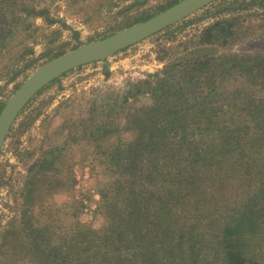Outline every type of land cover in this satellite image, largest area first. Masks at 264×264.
I'll use <instances>...</instances> for the list:
<instances>
[{
    "label": "rangeland",
    "instance_id": "obj_1",
    "mask_svg": "<svg viewBox=\"0 0 264 264\" xmlns=\"http://www.w3.org/2000/svg\"><path fill=\"white\" fill-rule=\"evenodd\" d=\"M180 1L29 0L30 5H45L47 13L44 17H30L26 22L29 30L21 26L7 46L0 48V113L9 98L42 65L143 22ZM218 21H229L232 30L220 41L214 33H208ZM203 46L206 53L217 57L232 52L264 54V0H216L121 51L64 73L32 98L0 152V264L42 262L29 242H16L13 236L18 228L26 229L34 213L35 225L46 228L39 229L40 234L52 237L46 264H73L69 246L73 245L74 230L101 229L107 221L108 208L102 193H106V187L117 176L121 177L113 166H120L129 156L119 151L135 152V137L142 130L135 123V115L157 107L152 87L158 76L170 78L176 85L173 90L180 81L185 84L193 75L200 84L192 97L178 93L176 97H181L178 102L173 94L163 95V108H157L145 121L159 112L166 124L169 103H178V109L183 112L188 103L194 107L192 121L187 126V131H192L200 126L195 116L202 102L211 101L214 107L224 109L240 97L238 91L232 94L230 90L235 83H244L239 77L242 75L231 76L224 84L227 89H223L219 82L209 83L208 75L196 64L176 65L194 56L193 53H200ZM167 68L169 73H165ZM209 70L215 73L217 65L211 63ZM226 75L227 72L222 74ZM255 94L264 97V87ZM145 125L144 134H147L145 128L152 125L150 122ZM174 132L184 133V130ZM110 151L117 152L114 156L107 155ZM260 157H255L253 172L263 171L264 183V162ZM235 179L229 177L221 186L229 191L228 202L233 206L246 202L244 189L261 193L264 188L257 179L237 184L232 183ZM227 195L218 192L217 199L222 202ZM260 204H264V198ZM256 209L258 214L247 222L252 220L253 225L264 231L263 211ZM61 238L67 239L65 246L60 251L52 250L53 241L60 242ZM247 239L248 244L256 245V252H264V232L259 231L257 239L252 236Z\"/></svg>",
    "mask_w": 264,
    "mask_h": 264
},
{
    "label": "trees",
    "instance_id": "obj_2",
    "mask_svg": "<svg viewBox=\"0 0 264 264\" xmlns=\"http://www.w3.org/2000/svg\"><path fill=\"white\" fill-rule=\"evenodd\" d=\"M46 10L45 5H30L29 0H0V48L7 46L21 26L29 30L26 22L30 17H44ZM208 31L220 41L232 32L231 24L218 21ZM206 49L203 46L200 53L176 65L196 64L208 75L209 83L219 82L223 89L231 76L240 74L244 83H235L230 90L232 94L238 91L240 97L235 95L224 109L214 107L211 101L202 102L195 116L200 126L192 131H187V126L194 107L188 103L184 112L178 103H169L166 124L159 112L145 121L157 108H163V95L173 94L178 102V93L192 97L200 84L193 75L190 82L180 81L182 86L178 83L173 90L176 85L170 78L158 76L152 87L157 107L135 115V123L142 128L135 137V152L119 151L129 156L120 166H113L121 177L102 193L107 221L101 229L74 230L73 245L69 246L73 264H264V252H256V245L248 244L247 239H257L259 231L264 232L252 220L247 222L258 214L256 208L264 214V204H260L264 188L261 193L244 189L246 202L233 206L228 202L229 191L221 187L229 177L236 178L232 182L236 184L256 179L264 184L263 171L253 172L255 157H260L257 152L264 162V97L255 94L264 87V54L232 52L217 57ZM211 63L217 65L215 73L208 71ZM224 72L227 75L223 77ZM218 96L223 97L222 93ZM147 122L152 127L145 128L144 134ZM180 128L184 133L174 132ZM218 192L227 195L222 202L217 199ZM229 211L233 213L226 215ZM29 219L32 223L28 222L24 231L18 228L13 236L16 242H29L42 258L39 264H46L52 237L40 234L46 228L35 225V213ZM53 242L56 247L50 248L60 251L67 239Z\"/></svg>",
    "mask_w": 264,
    "mask_h": 264
},
{
    "label": "water",
    "instance_id": "obj_3",
    "mask_svg": "<svg viewBox=\"0 0 264 264\" xmlns=\"http://www.w3.org/2000/svg\"><path fill=\"white\" fill-rule=\"evenodd\" d=\"M216 0H181L149 19L92 41L39 67L9 98L0 113V152L22 110L45 86L79 66L104 59L179 22Z\"/></svg>",
    "mask_w": 264,
    "mask_h": 264
}]
</instances>
